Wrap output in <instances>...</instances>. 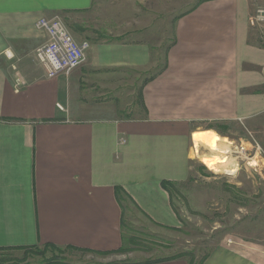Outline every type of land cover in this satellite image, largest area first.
I'll return each instance as SVG.
<instances>
[{
	"label": "crops",
	"instance_id": "0c3cea01",
	"mask_svg": "<svg viewBox=\"0 0 264 264\" xmlns=\"http://www.w3.org/2000/svg\"><path fill=\"white\" fill-rule=\"evenodd\" d=\"M118 2L0 0V252L44 244L116 252L124 198L156 228L178 229L171 189L205 158L194 154L193 134L261 124L264 45L250 42L247 0H199L182 12L165 68L142 83L140 116L103 113L100 101L124 72L156 66L153 36L119 17ZM54 17L90 49L70 75L49 79L34 54L46 42L36 23ZM202 264H264V247L228 239Z\"/></svg>",
	"mask_w": 264,
	"mask_h": 264
},
{
	"label": "rangeland",
	"instance_id": "374dc122",
	"mask_svg": "<svg viewBox=\"0 0 264 264\" xmlns=\"http://www.w3.org/2000/svg\"><path fill=\"white\" fill-rule=\"evenodd\" d=\"M197 1L122 0L121 5L118 2L114 10L119 12V17L124 21L134 18L138 21L134 29L150 31L153 36L152 58L156 66L146 73L124 72L127 76H123L122 82L117 80L115 90L108 91L100 101L103 113L111 115L112 109L122 107L125 116H140L142 83L163 66L167 49L173 44L176 17L191 9ZM247 1L250 42L264 45V0ZM147 39L150 41V37ZM223 134L219 135L231 144L222 143L220 151L213 152L206 144L193 151L200 157L226 156L228 163L219 170L235 172L215 174L200 162V158L196 160L190 178L171 189L178 229L156 228L124 198L121 250L112 253L47 250L44 251L46 259H59L64 264H143L183 256L187 262L198 264L213 247L227 243L228 239L264 247V117L260 125L254 126L234 122ZM241 143L248 150L247 160H239L233 154L234 148ZM246 162H257V166L250 167ZM3 252L0 255H21L17 251ZM37 260L40 258L34 257L32 261Z\"/></svg>",
	"mask_w": 264,
	"mask_h": 264
},
{
	"label": "built area",
	"instance_id": "2783aa9c",
	"mask_svg": "<svg viewBox=\"0 0 264 264\" xmlns=\"http://www.w3.org/2000/svg\"><path fill=\"white\" fill-rule=\"evenodd\" d=\"M36 27L46 34V42L38 47L34 54L37 62L44 68L47 78L53 79L59 74L68 76L86 61L90 49L89 42H76L59 17L41 19L36 23ZM13 70L15 71L14 66ZM14 83L16 87L22 84L19 78H16ZM57 108L63 110L59 105ZM121 144H125V140H121ZM234 149L233 154L237 159L247 160L248 150L242 143ZM246 163L249 165L251 162Z\"/></svg>",
	"mask_w": 264,
	"mask_h": 264
},
{
	"label": "trees",
	"instance_id": "16d2710c",
	"mask_svg": "<svg viewBox=\"0 0 264 264\" xmlns=\"http://www.w3.org/2000/svg\"><path fill=\"white\" fill-rule=\"evenodd\" d=\"M165 65H166V58L164 60L163 66L160 67L159 71H162L165 68ZM139 99L141 100V90L139 92ZM168 186L170 187V186H172V184L162 183V187L164 189H167ZM122 240L124 242L123 236H122ZM62 249L78 250V251H84L85 252V250H80V249H76L73 247H57V246H54L51 244H44V245H38V246H34V247H27V248L8 249L4 252L17 251V252H20L21 255L18 256L15 254L13 255V254H8V253H7V255H0V264H64L59 259H54V258L46 259V257H45L46 253L44 252L47 250H51V251H59L58 253H60V251ZM119 250H121V248ZM50 253H52V252H50ZM34 257H36V258L38 257V258H40V260L32 261ZM182 257L183 256H175V257H170L168 259L182 258ZM205 258H206V255L201 260H199L198 264H202V262L204 261ZM163 260H166V258L160 259L157 261H163ZM148 263H151V261L145 262L143 264H148ZM188 264H191V263L188 262Z\"/></svg>",
	"mask_w": 264,
	"mask_h": 264
},
{
	"label": "bare ground",
	"instance_id": "6f19581e",
	"mask_svg": "<svg viewBox=\"0 0 264 264\" xmlns=\"http://www.w3.org/2000/svg\"><path fill=\"white\" fill-rule=\"evenodd\" d=\"M207 140V145L208 147L214 151V152H218L220 151V146H222V143H229L230 142L227 141L226 138H222L218 133L214 132V131H203V132H196L193 134V142H194V148L197 151L199 148V143L202 141ZM201 163L210 171H212L215 174H228L231 175L235 172L231 171V172H227V171H223L221 172L219 169L222 166H225L228 163V157L226 156H222V157H205L202 158ZM250 167H255L257 166V162H253L249 164Z\"/></svg>",
	"mask_w": 264,
	"mask_h": 264
}]
</instances>
